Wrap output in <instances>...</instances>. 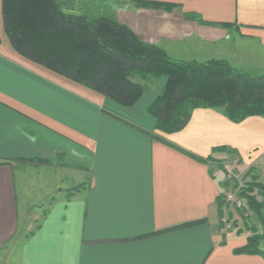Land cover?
Segmentation results:
<instances>
[{
	"label": "crops",
	"instance_id": "obj_1",
	"mask_svg": "<svg viewBox=\"0 0 264 264\" xmlns=\"http://www.w3.org/2000/svg\"><path fill=\"white\" fill-rule=\"evenodd\" d=\"M122 1L117 18L177 60L219 49L231 31L264 48V0ZM154 97L125 107L23 56L0 0V264H264L235 251L251 234L241 209L228 207L234 231L221 223L225 162L264 183V116L197 107L163 133Z\"/></svg>",
	"mask_w": 264,
	"mask_h": 264
},
{
	"label": "trees",
	"instance_id": "obj_2",
	"mask_svg": "<svg viewBox=\"0 0 264 264\" xmlns=\"http://www.w3.org/2000/svg\"><path fill=\"white\" fill-rule=\"evenodd\" d=\"M71 3L3 0L5 30L14 48L125 107H132L143 96L147 87L143 80L165 76L160 93L148 106L156 119L155 128L163 133L183 129L197 107L221 109L234 121L264 116V75L237 69L224 59H174L111 14L91 15ZM137 4L169 11L176 7L167 2ZM66 9L80 14L66 13ZM253 172L256 170L251 168V179L240 196L264 225V183ZM244 219L251 234L235 251L264 255L260 247L264 233Z\"/></svg>",
	"mask_w": 264,
	"mask_h": 264
},
{
	"label": "rangeland",
	"instance_id": "obj_3",
	"mask_svg": "<svg viewBox=\"0 0 264 264\" xmlns=\"http://www.w3.org/2000/svg\"><path fill=\"white\" fill-rule=\"evenodd\" d=\"M62 1L70 2V3L73 1V4L72 3L71 4L75 9H83L84 12L90 13L91 15L111 14L118 21H120L117 18V12H116L118 5L125 4V2L122 0H118V1L117 0H62ZM122 23L126 24L125 22ZM230 33H231V37L227 40L225 39L224 42H221L219 49L212 50L213 48L210 45L208 50L202 49V52L198 60L205 61L211 58L224 59L228 61V63L232 67H235L237 69H242L252 74L264 75V48H261L257 44L251 42L246 43V41L241 37L239 32L237 33L231 31ZM180 61H191V60H180ZM143 81L147 85L145 94H147V96L153 94L156 97L160 93L166 81V77L162 76L159 79H146ZM235 169L237 173L240 175L239 176L240 179L244 183L248 182L251 179L250 170L247 172L246 175H244V170H241L238 164H236ZM78 187L79 185L76 187V189H78ZM258 198L261 199L262 197L258 195ZM45 209L46 208L43 206L39 210H33L34 214L31 215L32 218L30 219V223H31L30 227L32 229L35 228V226L37 225L40 216H42V213L45 211ZM244 217L248 218L250 223L252 224L254 223L257 226V229L260 228V230L262 231L261 233H264V225L262 221L257 217L254 211L251 210L249 212V215L248 216L244 215ZM232 222H233L232 231H234L237 227V223H234V221Z\"/></svg>",
	"mask_w": 264,
	"mask_h": 264
},
{
	"label": "built area",
	"instance_id": "obj_4",
	"mask_svg": "<svg viewBox=\"0 0 264 264\" xmlns=\"http://www.w3.org/2000/svg\"><path fill=\"white\" fill-rule=\"evenodd\" d=\"M238 163V160L233 158L227 162H225V168L227 171V180L231 182V188L227 191H224V214L221 217L222 223V231L228 232L232 230L233 222L228 213V207L230 205H234L237 208L243 211L245 216L249 215L251 211L247 206V201L243 197L240 196L241 190L246 186V182L244 183L240 179V175L237 173L235 166Z\"/></svg>",
	"mask_w": 264,
	"mask_h": 264
},
{
	"label": "water",
	"instance_id": "obj_5",
	"mask_svg": "<svg viewBox=\"0 0 264 264\" xmlns=\"http://www.w3.org/2000/svg\"><path fill=\"white\" fill-rule=\"evenodd\" d=\"M65 12L66 13H69V14H80L79 11H77V10H70V9H66Z\"/></svg>",
	"mask_w": 264,
	"mask_h": 264
}]
</instances>
